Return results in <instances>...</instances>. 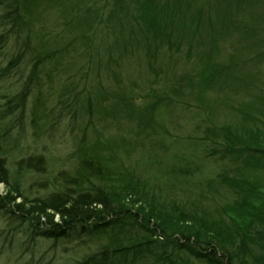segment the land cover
I'll return each mask as SVG.
<instances>
[{"label":"rangeland","instance_id":"1","mask_svg":"<svg viewBox=\"0 0 264 264\" xmlns=\"http://www.w3.org/2000/svg\"><path fill=\"white\" fill-rule=\"evenodd\" d=\"M174 1L181 0H158L168 3L160 19L171 45L153 40L139 22V0H33L31 11L21 8L22 20L14 23L0 6V35H6L0 132L7 161L12 170L32 154L47 162L45 176H25L24 194L40 196L45 190L33 191L37 181L73 172L90 153L111 170L131 171L168 201L182 198L188 207L195 201L213 212L235 198L218 174L245 169L218 159L201 138L211 123H242V111L264 122V113L251 106L264 108L258 98L264 89V0H183L176 14ZM38 54L50 58L34 71ZM210 58L230 75L204 89ZM26 89L20 103L15 96ZM5 188L0 184V193ZM18 220L0 214V264H63L75 251L73 244L64 249L63 243L32 241Z\"/></svg>","mask_w":264,"mask_h":264},{"label":"trees","instance_id":"2","mask_svg":"<svg viewBox=\"0 0 264 264\" xmlns=\"http://www.w3.org/2000/svg\"><path fill=\"white\" fill-rule=\"evenodd\" d=\"M32 3L0 0V6L7 8L4 17L12 18L13 23L22 20L21 8L31 11ZM139 3V22L153 40L169 39L171 45L160 19L168 13L163 6L169 1L165 5L158 0ZM179 3L183 0L174 1L172 12ZM5 40L3 33L0 48ZM49 58L38 54L33 70ZM204 64V89L225 83L230 75L227 66L214 58ZM26 93L27 89L15 97L22 103ZM258 98L264 101V89ZM251 106L264 113V108ZM241 113L242 123H211L201 138L205 149L218 159L245 169L218 174L220 184L235 198L215 206L213 212L195 201L193 207L182 198L168 201L131 171L111 170L101 157L90 153L78 159L73 172L62 170L37 181L33 191L45 192L30 197L22 190L24 178L45 176L46 158L32 154L10 169L5 136L0 132V184L6 187L0 193V214L19 219L32 241L63 243L64 249L73 244L76 249L68 252L63 264H264V177L251 176L264 174V130L257 124L264 122L259 116Z\"/></svg>","mask_w":264,"mask_h":264}]
</instances>
